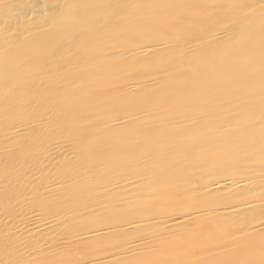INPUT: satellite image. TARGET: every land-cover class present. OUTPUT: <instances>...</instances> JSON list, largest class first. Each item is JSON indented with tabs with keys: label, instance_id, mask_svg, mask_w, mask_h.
<instances>
[{
	"label": "bare ground",
	"instance_id": "1",
	"mask_svg": "<svg viewBox=\"0 0 264 264\" xmlns=\"http://www.w3.org/2000/svg\"><path fill=\"white\" fill-rule=\"evenodd\" d=\"M64 54L74 59H58L61 70L56 59ZM259 64L264 0H0V264H72L74 251L79 258L98 255L89 264H142L150 254L135 255L136 245L111 251L119 233L144 225L118 224V191L124 197L160 177L118 179L120 143L112 129L118 118L110 114L129 111L128 98L138 97L148 113L156 105L202 117L203 104L211 105L204 117L211 120L217 114L212 98L237 78L256 79ZM239 103L226 107L241 113L251 105ZM246 128L256 129L254 123ZM214 170L227 176L200 182L197 189L211 197L205 204H224L231 215L264 209V166ZM209 213L192 216L204 232H212L218 215ZM238 219L231 228L240 235L250 226ZM147 222L162 229L183 220L152 216ZM255 226L264 230V223ZM63 228L73 235L50 243L49 231ZM164 244L156 256L161 264H182L184 253L169 254Z\"/></svg>",
	"mask_w": 264,
	"mask_h": 264
},
{
	"label": "rangeland",
	"instance_id": "2",
	"mask_svg": "<svg viewBox=\"0 0 264 264\" xmlns=\"http://www.w3.org/2000/svg\"><path fill=\"white\" fill-rule=\"evenodd\" d=\"M143 18L145 19L146 17ZM123 35L124 33L118 35V39L123 38ZM67 58L73 57H67L64 54L62 58L56 59L58 62L55 67L64 70V63L62 62L64 60L58 59H66L65 61H68ZM78 70L82 71V69ZM254 73L257 75L256 79L250 76V82H248L237 78L235 79L237 84L232 86L233 89L224 90L222 92L223 96H214L212 98L214 99L212 106H215L214 110L217 109L218 115L216 114L211 120L204 119V117L208 116L207 113L211 112L206 111L212 109L211 105L203 104L209 109L199 110L202 117H192L193 114L186 112L184 114V111L180 113L176 111H161V106L156 107V105H154V109L149 110L152 112L148 113L143 108L144 106H140L142 99L138 97L128 98V102H130L129 111L110 114L108 119L118 118V125L115 128H108V126L103 128L115 129L114 132H118L116 134L118 143H122L121 146H119L120 144L118 145V154H116L118 161L115 160V163L113 162L114 160L112 161L118 168V179L130 177L128 180L141 182L144 177L156 176L157 174L160 177L159 180L154 179L152 181L151 188L146 187L148 185L142 183L141 186H136L135 189L138 190L134 191L133 194L127 193L124 197L120 194L123 190L118 191V218L123 214L122 218L118 219V224L132 220L139 222L138 224L143 221L144 225L134 229L135 231L132 230L133 232L131 231V233L130 231H124L122 232L123 234L119 233L118 239L111 250L112 252L117 254L136 245L133 249L135 255L146 254V251L150 254L147 258L142 259V264L143 262L144 264H161V257H156L161 251L159 245H163L164 242L168 241L164 244L165 251H168L169 254L175 252L184 253L182 260L186 258L189 262L186 259L183 262L181 260L182 264H264V230H257L258 228L255 226L264 223V209H261V212H256L255 210L256 214L251 210L255 215L253 213L252 215L251 211L231 215L227 212V207L225 208L224 204H205L204 201L211 197L207 196L209 194L204 190L200 191L197 189L204 184H201V181L211 183L214 178L217 180L227 176L224 175V172H220L219 175L214 172L218 165L221 167L227 165L234 169L243 166H264V154L261 153H264V150L259 149H264V132H261L264 131V117L262 116L264 113V93H261V90L264 92V78L261 77L264 75V65L259 64ZM254 82L256 83L254 84ZM104 91L106 90L104 89ZM258 92L260 93L258 94ZM242 95L246 101L249 100L251 102L249 108L240 113L237 110L231 111L230 108L226 107V103L231 106H239L241 104L239 102L244 100L241 99ZM235 99H240V101L238 102ZM255 103L258 105L256 106ZM199 105L200 103L198 105L192 104L187 106V108L188 110L195 106L198 108ZM198 119L199 121L197 122ZM253 123L256 129L251 134L246 127ZM227 124H231V130L226 129L228 127ZM224 127L226 130L220 131ZM96 131L98 133V130H92L91 132ZM100 131L104 132V130ZM259 137L262 139L260 142L257 139ZM127 143L128 146H126ZM259 153L261 157H259L260 162L258 163L254 161V158H257ZM132 160L133 162H130ZM124 163L125 165L123 166ZM119 164L122 165L120 166ZM170 167L174 171L171 172ZM211 172L214 173L209 174ZM149 179H152V177ZM107 180L108 178L104 181ZM201 202L202 204H199ZM129 205H132V207L129 208ZM208 211L210 213H218L215 218H212L215 225L217 224V226L213 225L212 232L201 230L200 224L192 218L195 214H202ZM190 212L191 215L189 214ZM152 216H158V218H162L165 221L170 219L180 220L181 218L183 223L161 229L160 226H157L159 223L157 225L156 223L154 225L150 222L146 223L149 217ZM235 217L237 219L241 218L240 220L238 219L239 221L245 220L250 226L249 230L244 233L240 232V235L234 233L231 223ZM122 220L125 221L122 222ZM200 223L204 222L201 221ZM63 229L60 234L55 230L53 232L49 231L50 236L48 233L46 234L49 236L47 237L49 242L55 244L56 236L61 234L65 239L64 242H66L67 237L73 235H70L71 232H68L70 230H67V228ZM166 236L169 238L164 240ZM38 240H42L41 237ZM130 241L133 242L131 243ZM155 241L160 242V244L158 245ZM154 253L157 254L155 255ZM71 255L73 258L76 257L73 259L72 264H89L90 260H92L91 263L94 262V258L96 262L97 260L100 261L96 257L98 255L91 259L87 256L79 258L75 251ZM151 255L156 258L150 259ZM137 261H140V259H137Z\"/></svg>",
	"mask_w": 264,
	"mask_h": 264
}]
</instances>
